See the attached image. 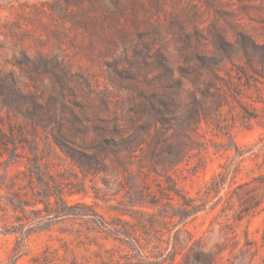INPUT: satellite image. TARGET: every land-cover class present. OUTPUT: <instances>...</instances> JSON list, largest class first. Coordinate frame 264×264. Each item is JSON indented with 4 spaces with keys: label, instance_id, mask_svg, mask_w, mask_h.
Instances as JSON below:
<instances>
[{
    "label": "rangeland",
    "instance_id": "1",
    "mask_svg": "<svg viewBox=\"0 0 264 264\" xmlns=\"http://www.w3.org/2000/svg\"><path fill=\"white\" fill-rule=\"evenodd\" d=\"M80 8L108 9L118 24L110 33L74 30L66 14ZM21 51L81 68L108 96L105 117L149 135L129 165L134 179L110 160L81 172L52 155L68 215L30 214V231L0 233V264H138L134 242L104 222L120 229L143 221L139 212H153L148 192L162 202L161 193L175 196L172 188L194 196L225 171L223 195L235 174L238 183L264 174L261 159L240 156L262 132L253 117L264 109V0H0V73L13 72L24 86L30 82L15 66ZM82 139H96L92 126ZM214 214L188 224L208 246L221 239L216 226L206 232ZM245 229L257 253H224L213 264H264V211L239 224L241 241Z\"/></svg>",
    "mask_w": 264,
    "mask_h": 264
},
{
    "label": "trees",
    "instance_id": "2",
    "mask_svg": "<svg viewBox=\"0 0 264 264\" xmlns=\"http://www.w3.org/2000/svg\"><path fill=\"white\" fill-rule=\"evenodd\" d=\"M93 10L80 8L66 14L71 28L86 34L110 33L118 24L112 11L101 10L96 15ZM15 66L30 84L22 86L13 72L0 73V233L3 235L10 234L12 229L30 231L36 220L30 214L39 220L68 215L63 183L55 179L50 169L52 155L60 152L81 172L99 171L95 164L110 160L113 167L122 168L134 179L128 171L129 165L143 151L149 135L138 130L129 133L120 119L105 117L110 111L108 96L96 91L88 73L81 68L75 69L57 56L42 52L30 56L27 51L20 52ZM253 118L262 132L240 156L249 154L255 160L261 159L263 164L264 109ZM91 126L96 139L89 144L82 135ZM225 184L226 172L222 171L200 186L194 196L172 188L175 196L161 193L165 200L162 202L148 192L146 196L154 200L149 203L153 212H139L143 221L125 222L120 229L105 222L104 225L113 235L134 242L140 258L138 264H177L176 258L184 250L181 264H213L224 253L238 259L251 250L254 256L258 249L248 230L243 231L241 241L236 228L245 218L264 211V174L242 183L236 181L235 174L222 195ZM141 197L144 198L142 192ZM214 212L206 232H212L216 226L221 239L208 246L203 236L196 237L188 229V224L201 213Z\"/></svg>",
    "mask_w": 264,
    "mask_h": 264
}]
</instances>
